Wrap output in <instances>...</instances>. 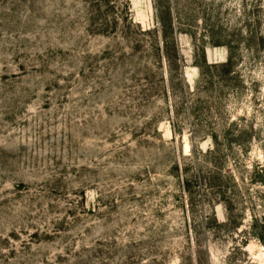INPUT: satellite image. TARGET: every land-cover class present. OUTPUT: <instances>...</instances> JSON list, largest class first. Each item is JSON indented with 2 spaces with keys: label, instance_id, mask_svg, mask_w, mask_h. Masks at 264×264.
<instances>
[{
  "label": "rangeland",
  "instance_id": "rangeland-1",
  "mask_svg": "<svg viewBox=\"0 0 264 264\" xmlns=\"http://www.w3.org/2000/svg\"><path fill=\"white\" fill-rule=\"evenodd\" d=\"M0 264H264V0H0Z\"/></svg>",
  "mask_w": 264,
  "mask_h": 264
},
{
  "label": "bare ground",
  "instance_id": "bare-ground-1",
  "mask_svg": "<svg viewBox=\"0 0 264 264\" xmlns=\"http://www.w3.org/2000/svg\"><path fill=\"white\" fill-rule=\"evenodd\" d=\"M189 143L188 142H186V149H189Z\"/></svg>",
  "mask_w": 264,
  "mask_h": 264
}]
</instances>
